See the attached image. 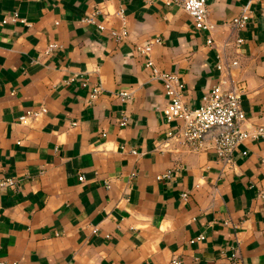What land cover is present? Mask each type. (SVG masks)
Returning a JSON list of instances; mask_svg holds the SVG:
<instances>
[{"label":"crops","instance_id":"obj_1","mask_svg":"<svg viewBox=\"0 0 264 264\" xmlns=\"http://www.w3.org/2000/svg\"><path fill=\"white\" fill-rule=\"evenodd\" d=\"M205 1L209 30L163 0H0V176L14 179L0 185V259L264 264V142L244 140L228 164L212 148L155 149L179 121L162 117L167 96L134 47L149 39L154 65L175 72L196 106L218 78L206 37L241 36L231 73L245 84L246 123L264 124V0L239 29L227 20L245 0ZM95 7L101 30L80 20ZM121 24L127 35L114 40L109 29Z\"/></svg>","mask_w":264,"mask_h":264},{"label":"built area","instance_id":"obj_2","mask_svg":"<svg viewBox=\"0 0 264 264\" xmlns=\"http://www.w3.org/2000/svg\"><path fill=\"white\" fill-rule=\"evenodd\" d=\"M150 1V0H144ZM165 4H175L182 8L191 17L193 26L197 29L209 30L212 26L207 17V4L205 0H163ZM257 0H245L239 7L236 14L231 16L227 23L231 29L241 28L249 19L251 13V3ZM98 12L95 7L93 12L80 17L81 21L94 24L98 30L104 28L101 22H95L93 15ZM116 13L122 18V8H118ZM11 21L23 20L16 11L9 14ZM6 17L0 21L5 22ZM109 35L114 40H120L127 35V30L123 24L118 29H109ZM156 39V38H155ZM151 39L143 43L135 44V49L145 55L144 65L149 69L150 74L157 78L167 101L161 108L164 120H178L174 127L168 129L163 139L155 146L158 151L185 152L204 150L212 148L218 160L222 164H228L232 160L234 148L247 139H257L264 142V124H247L246 114L240 106V96L245 90L243 80L235 78L231 69L237 64V54L243 41L239 35H228L215 43L214 39L207 36L206 44L215 48L214 67L218 70L217 81L203 91L200 102L196 106H189L184 101V83L179 76L169 70L156 67L149 56ZM233 54V55H232ZM85 85V81H81ZM99 85H94L88 92V99H93L99 92ZM118 96L125 100L129 97L128 90L118 91ZM46 110L44 106L34 109H26L18 116V121L27 123L28 120L37 117ZM124 111L119 113L117 123L122 125L126 122ZM71 124H75L74 121ZM103 134V133H102ZM135 152L134 149H130ZM169 170L157 174L156 178L168 176ZM77 178L81 180L82 174ZM14 179L11 176H0V185L12 184ZM183 197L186 196L182 192ZM201 234L195 238L200 239ZM232 256L235 255L233 249ZM177 263L178 260H173ZM0 264H15L14 260L0 259Z\"/></svg>","mask_w":264,"mask_h":264}]
</instances>
